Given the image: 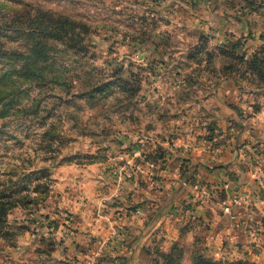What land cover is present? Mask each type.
I'll return each instance as SVG.
<instances>
[{
	"label": "rangeland",
	"instance_id": "obj_1",
	"mask_svg": "<svg viewBox=\"0 0 264 264\" xmlns=\"http://www.w3.org/2000/svg\"><path fill=\"white\" fill-rule=\"evenodd\" d=\"M0 196V264L54 216L68 244L65 200L155 204L141 264H264V0H0Z\"/></svg>",
	"mask_w": 264,
	"mask_h": 264
},
{
	"label": "crops",
	"instance_id": "obj_2",
	"mask_svg": "<svg viewBox=\"0 0 264 264\" xmlns=\"http://www.w3.org/2000/svg\"><path fill=\"white\" fill-rule=\"evenodd\" d=\"M111 206V217L104 219L98 214L96 217L86 215L87 211L76 202L63 201L61 209L68 210L73 216L69 243L62 242L66 237L65 227L63 221L54 216V220L50 219L52 222L47 220L44 226L38 227L40 233L28 234L31 251L26 255L27 260L21 261L23 257L16 260L26 264H77L74 260L79 259L81 264L82 257L100 256L106 240L105 248L109 256L114 257L111 264H134V259L141 264L145 251L155 244L157 229L162 224L156 218V205L150 208L151 205L142 201L135 204L129 201ZM118 210L120 213L116 214Z\"/></svg>",
	"mask_w": 264,
	"mask_h": 264
},
{
	"label": "trees",
	"instance_id": "obj_3",
	"mask_svg": "<svg viewBox=\"0 0 264 264\" xmlns=\"http://www.w3.org/2000/svg\"><path fill=\"white\" fill-rule=\"evenodd\" d=\"M39 20H34L33 29L31 31L37 32L42 36L43 39H54L61 40L65 42V40H70L73 42L72 37L75 35L78 30L81 29L80 24L70 20L67 17L60 16L56 17L50 13H39ZM72 37L69 38V36ZM6 197L0 196V227L2 226V218L6 216V212L13 208L15 202L4 201Z\"/></svg>",
	"mask_w": 264,
	"mask_h": 264
}]
</instances>
